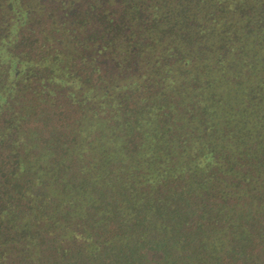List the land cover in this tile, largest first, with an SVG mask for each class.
I'll list each match as a JSON object with an SVG mask.
<instances>
[{"label":"trees","instance_id":"obj_1","mask_svg":"<svg viewBox=\"0 0 264 264\" xmlns=\"http://www.w3.org/2000/svg\"><path fill=\"white\" fill-rule=\"evenodd\" d=\"M0 264H264V0H0Z\"/></svg>","mask_w":264,"mask_h":264}]
</instances>
